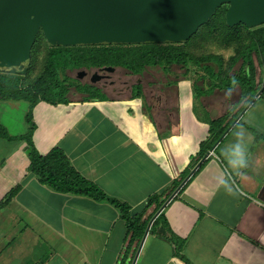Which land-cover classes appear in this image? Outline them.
<instances>
[{
    "label": "crops",
    "instance_id": "0c3cea01",
    "mask_svg": "<svg viewBox=\"0 0 264 264\" xmlns=\"http://www.w3.org/2000/svg\"><path fill=\"white\" fill-rule=\"evenodd\" d=\"M203 83L186 74L138 80L125 95L82 93L69 103L35 105L38 151L60 147L81 174L128 209L42 183L30 170L27 142L1 137L0 264H132L139 249L135 264H264V91L154 219L142 243L151 219L211 138V119L230 126L250 102L234 98L233 89L207 92ZM14 102L18 108L20 100ZM26 107L19 131L10 135L29 131V102ZM238 124L247 129L249 160L235 170L222 153ZM16 141L22 142L20 164L11 146ZM229 175L233 188L221 183Z\"/></svg>",
    "mask_w": 264,
    "mask_h": 264
},
{
    "label": "water",
    "instance_id": "95a60500",
    "mask_svg": "<svg viewBox=\"0 0 264 264\" xmlns=\"http://www.w3.org/2000/svg\"><path fill=\"white\" fill-rule=\"evenodd\" d=\"M224 2L230 4L226 13L230 26L244 23L251 27L264 23V0H0V70L27 71L40 29L49 43L57 46L184 42L208 22ZM116 68H99L92 74L91 81L109 76ZM87 73L83 69L79 77ZM263 91L264 84L159 208L142 243L154 219ZM139 250L132 264L137 261Z\"/></svg>",
    "mask_w": 264,
    "mask_h": 264
},
{
    "label": "trees",
    "instance_id": "16d2710c",
    "mask_svg": "<svg viewBox=\"0 0 264 264\" xmlns=\"http://www.w3.org/2000/svg\"><path fill=\"white\" fill-rule=\"evenodd\" d=\"M227 11L228 8L225 11V17ZM215 14L216 12L214 15ZM214 15L206 22L207 24L210 25L214 22ZM227 29L232 28L226 24V30ZM198 32L199 30L195 34ZM252 45V47H249L251 50H249L248 55L246 53H242L241 55L245 61L241 72L233 73L228 71L219 84L215 83L218 72L215 71L211 65H205V71L208 73L210 80L213 81V83H211V81H208L209 79L207 80V77H205L207 83L213 85V87L209 88V91L213 90L214 87L219 89H233L235 86H240L242 90L247 93L245 95H248L247 101H250L255 96L259 91L257 84L258 77L257 74L253 72V59L249 53L253 51L256 45V49L264 53V28L252 35ZM47 60L42 75L28 84H24L23 82V75L27 71L25 73H13L0 70V99L25 100L30 103V109L26 115L27 121L29 122V131L26 134L12 136L9 134L6 127L0 123V137L9 140H25L29 143L28 157L30 160V170L39 175L42 183L51 186L59 192L86 195L96 200L110 201L126 213L128 209L127 204L109 197L96 183L81 174L71 164L69 158L60 147H54L45 155L38 151L33 140L36 127L33 120V108L41 101H48L55 104L69 103L71 101L69 95L71 83L67 82L66 77L62 79V73L71 68L121 66L128 69L133 74H140L150 65H160L167 69L173 64H178L189 68L191 67V61L200 63L202 61L210 62V60H214L219 63L221 57L216 54L194 57L182 44L176 42H152L58 46L50 50ZM97 93L93 92L90 96L98 98L106 97V95L101 92ZM224 123L223 119H211L210 132L212 136L208 141L201 144L197 160L193 163L195 166L212 149L215 142L229 126V124ZM257 136L260 135L257 134ZM205 162L202 164L201 168L204 167L206 164ZM15 193L16 189L11 190L8 193V199ZM158 198L159 197H156L155 200L159 201ZM160 202L162 203L164 201L160 200ZM127 218H129V226L136 230L135 223L137 221H131V215H127ZM140 226L141 232L137 233L139 236L144 232L146 223H141Z\"/></svg>",
    "mask_w": 264,
    "mask_h": 264
},
{
    "label": "rangeland",
    "instance_id": "374dc122",
    "mask_svg": "<svg viewBox=\"0 0 264 264\" xmlns=\"http://www.w3.org/2000/svg\"><path fill=\"white\" fill-rule=\"evenodd\" d=\"M229 6L230 4L228 2L222 3L218 7L216 14L214 15V22H212L210 25L207 23L203 24L200 27L199 32L191 36L188 40L184 42H176L182 44L183 47L187 49L194 57H201L203 55L210 54L219 55L221 57V61L219 63L214 60H210V62L202 61L200 63L191 61V67L189 68H186L182 65L173 64L167 69L160 65H150L147 66L145 70L140 74H133L128 69L121 66H117L116 70L111 73V77L112 79L116 80L115 86H117L119 90L118 92H114L112 89L108 88L105 90V92L111 97H116L118 96L117 94H120L119 92L122 90V95H125L129 94V92H125L127 90H124L125 85L127 84L126 82L135 84L136 82H138V80H140V82L149 80H155L157 82H161L163 80L168 79L177 80L179 77L185 76V74L191 75L194 81L198 82L199 84L205 82L204 88L208 92L212 93L216 91L218 89L216 87H214L213 90L209 91V88L213 87V85L206 84L207 81L205 77H207V80L209 79L208 81H211V83H213V81L210 80V78L208 77V73L205 71V65H211V67H213L215 71L218 72V77L215 82L217 84L222 81L228 71H231L233 73L241 72L245 63L243 57H241L242 53H246L248 55L249 50H251V48L249 47L253 46L252 35L258 32L260 29L264 28V23L251 27L247 26L244 23L230 26L227 23L225 17V11L227 10V8H229ZM226 24H228L232 29L226 30ZM54 47L58 46L49 43L44 31L40 29L32 46L30 65L28 67L27 72L23 75L24 84H28L35 80L38 76L42 75L48 61V54L50 50ZM256 48L257 45L249 54L253 59V72L254 74H257V84L260 89L261 86L264 84V53L259 52L260 50L258 51V49ZM83 69H86L88 73L87 76L81 78L79 77V71ZM98 70L99 68L94 67L71 68L65 70V72L62 73V79L66 77L67 82L71 83V91L69 94L70 97L81 98L83 97L82 93H87L89 94V96L90 94H93V92L97 93L99 91L102 93L103 91L101 89L98 90L93 89V87H90L93 85V82L91 81V76L94 72ZM120 88L122 89L120 90ZM233 93L234 98H237V96H239L242 100L247 101L248 95H245L247 93H245L240 86H235L233 88ZM13 105H15L14 100H0V123L3 124V121L8 123L9 133H16L17 131H19V129H17L19 128V117L23 113V110L28 109V107H26V105H28V102L25 100H20L19 104H17L18 108H14ZM220 114H223V109L220 113H218V116H220ZM10 118L12 120H10ZM21 143L22 142L20 141H16L11 144V146L15 144L14 156L16 161L14 159L13 160L16 162V164H20L21 162L19 160L21 158ZM27 145H29L28 142ZM11 166L15 165L11 163Z\"/></svg>",
    "mask_w": 264,
    "mask_h": 264
},
{
    "label": "clouds",
    "instance_id": "9594fccd",
    "mask_svg": "<svg viewBox=\"0 0 264 264\" xmlns=\"http://www.w3.org/2000/svg\"><path fill=\"white\" fill-rule=\"evenodd\" d=\"M246 132V127L243 124H238L234 140L222 153L227 165L235 170H239L249 160V145L246 140ZM221 183L229 188L235 187L230 175L222 178Z\"/></svg>",
    "mask_w": 264,
    "mask_h": 264
},
{
    "label": "flooded vegetation",
    "instance_id": "af4514ba",
    "mask_svg": "<svg viewBox=\"0 0 264 264\" xmlns=\"http://www.w3.org/2000/svg\"><path fill=\"white\" fill-rule=\"evenodd\" d=\"M87 76V74L85 75ZM127 84L125 85V89L127 90L129 85L132 83L126 82ZM116 85V80L112 79L111 74L107 77L101 78L100 80L93 82V85L90 87H93V89H101L103 92L102 93H106L105 90L106 89H112L114 92H118V87L115 86ZM122 88H120L121 90ZM122 91V90H121ZM121 91L119 93H121ZM107 94V93H106Z\"/></svg>",
    "mask_w": 264,
    "mask_h": 264
}]
</instances>
